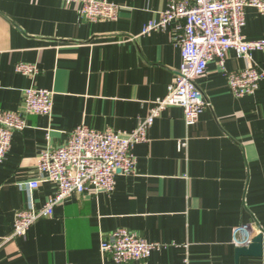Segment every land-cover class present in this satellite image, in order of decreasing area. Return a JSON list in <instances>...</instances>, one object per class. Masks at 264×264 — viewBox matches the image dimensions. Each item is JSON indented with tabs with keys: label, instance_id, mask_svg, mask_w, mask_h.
I'll list each match as a JSON object with an SVG mask.
<instances>
[{
	"label": "crops",
	"instance_id": "0c3cea01",
	"mask_svg": "<svg viewBox=\"0 0 264 264\" xmlns=\"http://www.w3.org/2000/svg\"><path fill=\"white\" fill-rule=\"evenodd\" d=\"M110 1L120 7L115 21L86 22L62 0H0V110L21 111L29 87L53 95L51 114L26 115L0 164V264H114L100 244L117 229L160 245L149 264H264V235L260 257L236 258L234 243L264 232V80L237 98L216 62L198 79L211 107L194 125L181 108H164L133 149L135 173L117 174L112 193L73 194L25 237L6 239L18 211L41 208L55 191L48 181L28 185L40 179L44 148L63 145L81 125L131 132L181 66L180 32L142 34L168 0ZM242 35L264 41V14L247 8ZM251 59L264 72V51ZM21 63L37 74H18ZM245 67L227 54V72Z\"/></svg>",
	"mask_w": 264,
	"mask_h": 264
},
{
	"label": "built area",
	"instance_id": "2783aa9c",
	"mask_svg": "<svg viewBox=\"0 0 264 264\" xmlns=\"http://www.w3.org/2000/svg\"><path fill=\"white\" fill-rule=\"evenodd\" d=\"M65 6L75 4L86 22L115 21L119 6L110 0H62ZM247 8L264 14V0H168L167 8L157 22L150 21L142 30L172 28L180 46L181 66L167 94L154 102L149 115L138 122L131 132L96 131L85 125L72 130L67 141L56 148H44L39 154L36 172L39 180L29 182L37 189L39 181L55 187L44 205L28 208L15 214L13 228L7 240L23 238L29 228L41 219L51 218L54 209L73 194L88 190L110 194L115 189L117 174L129 176L136 171L133 149L146 142V133L161 111L174 106L182 109L187 127L194 125L200 115L210 109V103L197 82L207 72L209 63L216 62L225 73L230 93L237 97L251 95L264 80V72L252 64L251 54L264 51V41H247L242 35ZM230 51L246 61L240 72L229 73L225 59ZM16 72L23 76L37 74L35 66L18 64ZM53 106L52 92L36 87L22 91V110H0V164L5 160L15 132L26 128V115L49 116ZM184 148L186 142H180ZM247 228V227H246ZM244 228V230H247ZM239 229L234 230L236 234ZM251 242L247 235L236 246L246 247ZM159 244L147 242L133 232L117 229L100 244V250L114 264H149V256Z\"/></svg>",
	"mask_w": 264,
	"mask_h": 264
},
{
	"label": "water",
	"instance_id": "95a60500",
	"mask_svg": "<svg viewBox=\"0 0 264 264\" xmlns=\"http://www.w3.org/2000/svg\"><path fill=\"white\" fill-rule=\"evenodd\" d=\"M264 232L260 231L246 247H238L235 250L236 258L245 257H260L262 255V241Z\"/></svg>",
	"mask_w": 264,
	"mask_h": 264
}]
</instances>
